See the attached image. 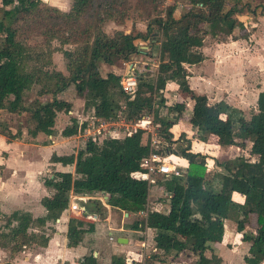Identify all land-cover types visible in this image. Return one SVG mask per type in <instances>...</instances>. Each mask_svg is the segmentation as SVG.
I'll use <instances>...</instances> for the list:
<instances>
[{"label":"trees","instance_id":"16d2710c","mask_svg":"<svg viewBox=\"0 0 264 264\" xmlns=\"http://www.w3.org/2000/svg\"><path fill=\"white\" fill-rule=\"evenodd\" d=\"M128 1L70 0L69 8L61 11L41 0H0L4 16L0 19V109L25 115V134L29 138L23 141L32 140L39 133L52 134L56 114L72 109L70 101L57 98L56 94L71 84L87 115L135 120L152 112L154 122L159 125L157 134L166 140L165 149L169 152L170 128L184 103L166 106L164 92L167 82L176 79L177 89L191 100L190 124L198 131L212 134L220 145L249 140L247 152L256 155V160L233 165L213 191L202 186L206 156L189 151V145L179 147L178 154L186 160L185 175L159 180L169 194L167 211L147 210L144 219L130 224L136 230H153L154 252L144 263L162 264L166 256L187 250L196 254L194 264H220L217 244L223 239V221L231 206L232 193L237 192L243 198V209L235 231L239 233V241L249 242L250 256H243V261L259 264L264 259V90L257 93L255 110H251L248 118L233 119L225 114L223 108L227 105L209 104L205 95L188 88L185 66L203 59L201 47L208 35L246 39L249 32L238 16L243 11L253 16L264 15V8L254 12L248 1L226 7L225 0H186L185 8L177 15L171 4L162 16L152 18L144 34L122 30L105 33L107 21L120 25L124 18L132 17ZM32 33L42 40L28 42L27 36ZM148 35L153 39L151 45L157 42V65L143 64L137 72L133 69L136 87L129 97L119 86L120 72L112 71L110 66L116 61H129L139 52V43L149 42ZM138 39L146 42H137ZM53 40L57 41L56 46L52 45ZM55 51L62 56L65 73L53 66L51 54ZM33 89L35 98L26 103V93ZM44 95L50 99L42 101ZM169 111L175 114L169 116ZM69 119L71 124L62 128V136L77 131L74 117ZM20 128L17 125L13 130L0 119V135L8 141L22 139ZM142 133L143 130L136 129L121 138H87L80 141L74 154L52 153L51 162L73 164V171L53 170L42 177V184L50 191V195L40 199L44 215L33 217L22 210L0 213V249L7 253L0 264H11L14 255L24 249L46 245L50 234L46 223L54 221L67 208L70 192L83 195L101 192L112 208L127 213L145 210L148 185L132 176V172L142 170L141 159L150 150L147 139L142 142ZM85 209L100 214L102 206L91 199ZM249 213L255 215V227L245 231ZM91 228L90 223L70 216L66 245L78 244ZM124 258L112 255L109 264H125ZM78 263L97 264V261L90 250Z\"/></svg>","mask_w":264,"mask_h":264},{"label":"crops","instance_id":"0c3cea01","mask_svg":"<svg viewBox=\"0 0 264 264\" xmlns=\"http://www.w3.org/2000/svg\"><path fill=\"white\" fill-rule=\"evenodd\" d=\"M41 1L47 5L54 6L61 11H66L70 5V0ZM174 14H176L175 11ZM256 15L252 17L248 16V19L246 16H243V18H241V15L238 16L239 20L246 17L245 28L249 32L246 39H234L230 36V43L229 41L223 42L222 40L220 44L215 42L212 49L207 51L205 50L206 47H204L205 45L203 43L201 47L203 59L199 63L185 66L188 72L186 82L190 90L195 94L205 95L209 101H212L213 99L214 101L222 100L240 112H244V110L249 108V103L247 102L248 100H251L249 94L251 95V92H254L250 107L253 111L255 110L257 93L264 90V49H260V52L252 53L247 52L243 48L240 49L237 45L239 44V41L247 40L253 32V24L257 21V19H254ZM248 27H250V29H248ZM134 29L135 31H140L137 21ZM103 30L105 33L110 34L113 30H122V27L121 24L117 25L114 22L107 21ZM224 44L227 47L226 53L217 50L214 52L215 47ZM261 46H264L262 42L260 46L256 45V47L262 48ZM235 48L239 52H235ZM138 49H141L142 51V46H138ZM141 51L139 53L143 55L144 52ZM54 57V52H52V63ZM129 63L133 64L131 61L120 62V76L127 71ZM54 68L65 73V69L63 70V68L57 64ZM252 72H254V76L257 78L255 82L249 79V73ZM167 89L172 91L178 90L177 84L175 82H167L164 95L167 92ZM178 92L180 91L178 90ZM56 97L60 98L58 94H56ZM169 97L170 96H167L166 93V100L169 99ZM0 111L4 110L0 109ZM65 114L68 115L67 124H71L69 117H74L76 129L80 118H88L90 116L85 114L82 108L74 109L73 105L72 109ZM100 120L112 121L115 119ZM55 122L53 130L55 129ZM80 133L81 132L76 131V133L71 136H62L59 134L60 137H56L54 133L48 135L44 134L46 140H43L42 142H39L40 138H38V134L34 139L29 141H23V139L8 141L4 136L0 135V213L9 214L14 210H22L30 213L33 217L44 215L45 210L40 204V199L43 196L50 195V191H48V189L42 184V177L45 176L43 172H49V167H52V170L73 171V164L63 166L60 163L51 162L49 160L50 155L52 153H55L56 155L74 154L76 150L73 152L74 150L72 148L73 145H77L74 144V140H85V137ZM143 134L144 133H142V142ZM69 150L71 151L68 152ZM207 160L206 157V161ZM72 194L74 193L70 192L69 196ZM156 194L159 195L157 191ZM84 195L96 197L98 194L96 195V193H93ZM91 199L92 198L86 199L83 203L85 207H88V200ZM147 200L146 209H149V195H147ZM100 205L102 206L101 213L99 214L95 212L97 220L83 219L87 223H90L92 228L83 235L82 241L75 246L66 245L65 232L68 218L70 216L77 217L67 207L60 212L54 221H48L46 223L50 234L45 246L24 249L14 255L10 260V263L79 264L78 261L81 256L87 254L90 250L92 251V255L96 258L97 264H109L112 255H130L137 258V260L143 256V259L146 260L148 256L154 252L152 247L153 230L151 228L136 230L130 227V224L134 220H140L143 219V217L136 213H127L123 210L112 208L107 202L104 205ZM86 213L88 212L86 211ZM131 217H134V220L130 224H127ZM118 240H121V242H118ZM223 241L224 240L222 239L221 243L217 244V254L221 258L220 264L224 263V257L220 255ZM0 252H2L5 258L7 255L6 251L0 249ZM184 252L186 255L191 253L187 250ZM180 253L172 257L166 256L164 263L162 264H183L179 261L180 256L178 255ZM194 261L195 259H193L190 264H194ZM132 263L139 262L133 261Z\"/></svg>","mask_w":264,"mask_h":264},{"label":"rangeland","instance_id":"374dc122","mask_svg":"<svg viewBox=\"0 0 264 264\" xmlns=\"http://www.w3.org/2000/svg\"><path fill=\"white\" fill-rule=\"evenodd\" d=\"M228 6H231L232 4H238L241 5L243 2L248 1L250 2V7L254 8V12H257L259 9L262 10L264 8V2L262 3V5H260L259 0H225ZM129 13L132 15V17L128 18L131 19L133 22L137 21L138 22V26H139V30L141 31L142 34L145 33L146 30V25L150 22V20L154 17L157 16H162L164 14L165 9L167 8V6L169 5H173L174 6V11L176 12V14H178L179 12H181V10H183L186 6V0H129ZM256 4H258L256 7H254ZM259 6V7H258ZM3 7L0 5V19H3ZM243 16H246L248 19L249 17H252L253 15H251L249 12H245L243 11V13L241 14V18H243ZM129 17V16H128ZM241 19L243 23V25L245 24V19ZM254 19H257L256 23L253 24L254 26V30L251 33V35L249 36V38L245 41H239V44L237 45V47H239L240 49H244L247 52H260V49H264V46L260 47H256L260 46L261 42L264 45V16L261 14H257L256 17ZM83 20L85 21L86 19L83 18ZM251 20V19H249ZM252 26V25H251ZM152 29H154L155 27L151 26ZM248 29H250V27H248ZM140 31H135L133 30L132 32H140ZM19 38H22V36L20 35ZM27 41L32 43L33 41H40L42 40L40 36H38V34L32 33V34H28L27 36ZM231 37L230 36H222V35H218V36H212V35H208L205 40H204V47L205 50H211L212 46L215 45V42L217 44H220L221 40L223 42L225 41H230L229 40ZM143 40H137V42H140ZM148 41L146 44H141L139 43V46H142V51L141 49H138V51L140 52H144L143 55H141L139 52H137L136 54H134L132 56V59H130L129 61L133 62V69L134 71H138L141 66L143 64H147V66L149 67H156L157 65V42H154L153 45H151L150 43L153 42V39H151V36L148 35ZM146 42V41H143ZM52 44L54 46H56L58 43L56 40L52 41ZM211 46V47H210ZM66 48H70L72 47V45H66ZM214 48V47H213ZM223 51V53H226L227 47L226 45H218L217 47H215V51ZM234 51L236 52L237 49L235 48ZM239 52V51H237ZM54 61H53V66L56 67V64L59 65L60 67L63 68V60H62V56L59 52H54ZM110 69L114 72H121V64L119 61H116L112 66H110ZM250 77L249 79L253 82H255V80L257 79L254 76V72L249 73ZM260 80V79H259ZM169 82H177L176 79L169 81ZM167 96H170L169 99H167L165 101V105L169 106L171 104H173L174 102H181L183 103L184 101V105H183V109L181 110L180 115L178 116V118L176 119L175 123H173V125L170 128L171 131V147L169 148V150L171 151V154L169 156V158L174 161L179 167H185V163L186 160L185 158L181 157L178 154V148L179 147H184L186 145H189V151L192 152H200V153H204L203 155H205L207 157V161H206V165L204 167V180L202 182V186L216 191L219 186H220V181L222 176L227 173L228 169H231V167L241 161H253L256 160V155L253 154H249L247 152V149L249 147V140H247L245 143L243 144H235V145H220L215 143L214 137L212 134H208L204 131H198L195 127H193L190 122H189V115L191 112V102L188 99V96L185 93L182 92H178V90H169L167 89ZM165 93V95H166ZM61 99L63 100H67L72 103V105L74 106V109H81L82 108V99L79 98L76 95V92L74 90V87L70 84L68 85L63 91L57 93ZM254 97V92H251V95L249 94V98L251 100H248L247 102L249 103V108L244 110V112H240L237 109L232 108L231 106H229L228 104H226L224 101L219 100V101H214V99L212 101H209V104L212 103H217L220 102L222 105H227L228 107H224V111L225 114H227L229 117L235 119L239 116H244V117H248L252 108L250 107L252 103V99ZM27 102H30L32 99L35 98V90H30L26 93V97ZM50 99L49 95H44L42 97V101H47ZM29 100V101H28ZM173 114H175V111H169V116H172ZM224 114V115H225ZM0 119L4 120L7 124H9L12 129L14 130L16 128L17 125H20V129L22 132V139L28 140L29 136L27 134H25L26 130H25V115L21 114H15V113H8V112H4V111H0ZM68 122V115H66L63 112H59L57 114L56 117V122H55V129H54V135H56V137H60V131L62 130V128L65 126V124H67ZM236 122H234V126L236 127ZM149 128L152 129V131H155L156 133H158V124L155 123L153 120L151 122V124L148 125ZM40 138L39 142H42L45 139V135L43 133H39L38 134ZM123 136V135H121ZM121 138V137H120ZM83 139V138H82ZM147 139L146 135L143 134V142H145ZM74 144L80 143L79 139L74 140ZM161 141L163 142V144H159V146L162 148L161 145H163L164 147L167 146V142L165 139H161ZM77 145H73V152H75ZM71 150H69L68 152H70ZM205 157V158H206ZM49 172H43L45 174V176H47V174H49L50 172H52L53 168L49 167L48 168ZM157 180V179H156ZM155 184H151L150 185V190H148V195H149V206L150 208L147 210H157V211H162V212H166L167 211V206H168V193L165 192L164 188L162 185H160L159 180L154 182ZM156 191L159 193V195L156 194ZM97 195V193H96ZM99 195V193H98ZM156 196V197H155ZM232 202H231V206L229 209V212L226 216V218L223 221V226H224V232H223V245H222V249L220 250V255L222 257H224V263L223 264H246L243 261V256H250V254L248 253V247H249V242L246 241H239L237 236L239 235V233H237L235 231V227H236V220L241 217L242 215V209H243V198L242 196L237 193V192H233L232 193ZM148 202V200H147ZM102 216V215H99ZM132 218V219H131ZM129 223L130 224L133 220L134 217H131ZM255 227V215L253 213H249L247 215V222L244 225V230L245 231H250ZM232 244V246L230 245ZM189 252V251H188ZM190 253V252H189ZM7 254V253H6ZM185 252L180 253L178 256L179 257V261H181L183 264H190L191 261L193 259H196V254L194 253H190L189 255H184ZM205 255H208V252H205ZM4 259V256L2 254V252H0V261ZM259 264H264V259L259 263Z\"/></svg>","mask_w":264,"mask_h":264},{"label":"built area","instance_id":"2783aa9c","mask_svg":"<svg viewBox=\"0 0 264 264\" xmlns=\"http://www.w3.org/2000/svg\"><path fill=\"white\" fill-rule=\"evenodd\" d=\"M135 23L136 21L133 22L131 19L124 18L121 22L122 31L124 33L132 32L135 30ZM133 67V64L129 63L127 71L120 76L118 81L121 91L129 97H132L136 87V77L133 73ZM152 120L154 121L152 112L146 113L141 118L135 120H125L122 117H118V119L112 121H103L97 117L89 116L88 118L79 119L77 131L81 132L80 134L85 137V139L96 138L97 140H101L107 138H120L131 134L136 129L143 130V133L147 137L150 150L147 156L141 159L142 170L132 172V176L146 181L149 189L150 185L155 184L154 182L157 180L172 177H183L185 175L184 167H179L169 158L171 152H168V150L165 149L166 146L164 147L161 145L162 148L159 146V144H163L161 138L148 126L151 124ZM95 193H99V195L96 197L86 196L83 194L70 195L67 206L68 209L80 219L93 221L97 220V216L94 212H92L94 214L86 213V209L83 204L87 198L96 199L102 205L107 202L106 197L101 192ZM146 211L147 209L138 211L136 214L140 215L144 219ZM143 260V256H141L138 260L134 256L130 255L125 256L124 258L125 264H131L133 261L145 264Z\"/></svg>","mask_w":264,"mask_h":264},{"label":"water","instance_id":"95a60500","mask_svg":"<svg viewBox=\"0 0 264 264\" xmlns=\"http://www.w3.org/2000/svg\"><path fill=\"white\" fill-rule=\"evenodd\" d=\"M118 242H121V240H118ZM123 242H124V240H123Z\"/></svg>","mask_w":264,"mask_h":264}]
</instances>
